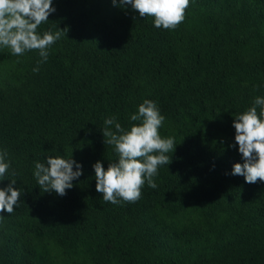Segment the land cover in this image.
I'll use <instances>...</instances> for the list:
<instances>
[{
    "label": "trees",
    "instance_id": "16d2710c",
    "mask_svg": "<svg viewBox=\"0 0 264 264\" xmlns=\"http://www.w3.org/2000/svg\"><path fill=\"white\" fill-rule=\"evenodd\" d=\"M53 7L38 31H68L46 62L0 46V151L11 161L0 188L15 178L23 189L0 213V264H264V182L231 174L244 162L234 115L264 97V0H190L174 30L112 0ZM145 99L174 138L171 163L137 202H104L93 165L118 159L104 119L128 129ZM49 155L82 165L64 196L34 176Z\"/></svg>",
    "mask_w": 264,
    "mask_h": 264
},
{
    "label": "clouds",
    "instance_id": "9594fccd",
    "mask_svg": "<svg viewBox=\"0 0 264 264\" xmlns=\"http://www.w3.org/2000/svg\"><path fill=\"white\" fill-rule=\"evenodd\" d=\"M114 6L139 12L141 17H154L156 28L174 30L183 22L185 10L190 0H112ZM56 11L53 0H0V46L10 49L14 56H21L26 51L38 50L40 65L48 60L54 43L67 35L68 29H52L39 32L42 23L49 21V16ZM34 72L39 67L33 68ZM259 109V112L257 111ZM235 143L242 156L243 163L233 166L232 175H240L245 182L254 184L264 182V97L254 98L253 106L243 113L234 115ZM131 127L126 129L116 116L104 119L101 129L106 145L114 147L118 155L115 162H110L107 170L103 163L94 165L96 190L103 194V201L112 204L137 202L142 195L141 189L147 182L152 189L158 187L155 177L158 168L171 163L170 151L175 150L173 137L162 138L159 128L165 117L156 102L145 99L138 106V111L129 117ZM75 165V171L73 166ZM11 161L7 150L0 151V178L9 174ZM10 175L17 173L11 170ZM83 175L82 165L74 159L62 156H47L46 163L35 162L34 176L44 192H56L66 195L73 180ZM6 188H0V213L14 211V206L23 193V189L14 187L15 178L10 179Z\"/></svg>",
    "mask_w": 264,
    "mask_h": 264
}]
</instances>
